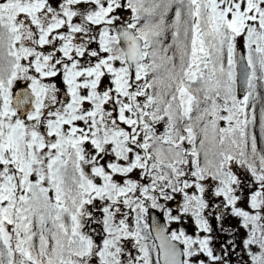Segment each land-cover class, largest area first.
Masks as SVG:
<instances>
[{
  "label": "snow or ice",
  "instance_id": "6c2138e0",
  "mask_svg": "<svg viewBox=\"0 0 264 264\" xmlns=\"http://www.w3.org/2000/svg\"><path fill=\"white\" fill-rule=\"evenodd\" d=\"M0 264H264V0H0Z\"/></svg>",
  "mask_w": 264,
  "mask_h": 264
}]
</instances>
